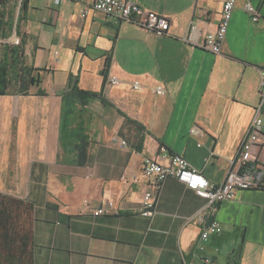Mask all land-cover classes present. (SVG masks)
<instances>
[{
	"label": "crops",
	"instance_id": "crops-1",
	"mask_svg": "<svg viewBox=\"0 0 264 264\" xmlns=\"http://www.w3.org/2000/svg\"><path fill=\"white\" fill-rule=\"evenodd\" d=\"M92 1H24L18 32L40 83L0 95V264H264V188L208 206L169 176L155 213L144 216L140 168L146 156L166 164L163 146L222 183L258 102L264 0L235 1L220 54L203 44L225 0H132L169 19L162 35L94 10L80 18ZM246 3L259 11L257 22ZM5 5L16 18L17 0ZM72 87L100 95L75 107L74 125L88 139L80 165L60 144L62 96ZM123 115L144 128L139 151ZM258 154L264 166V135ZM108 203L105 214L91 215ZM212 219L221 232L195 250Z\"/></svg>",
	"mask_w": 264,
	"mask_h": 264
},
{
	"label": "built area",
	"instance_id": "built-area-1",
	"mask_svg": "<svg viewBox=\"0 0 264 264\" xmlns=\"http://www.w3.org/2000/svg\"><path fill=\"white\" fill-rule=\"evenodd\" d=\"M45 2L57 6L64 0H44ZM236 0H225L222 3L220 17L217 28L214 32L205 36L203 48L207 51L220 54L222 42L225 38L228 23L232 15ZM22 0H17L18 7ZM245 11L251 16L253 22H257L260 14L256 7L250 3H246ZM4 7L0 4V13ZM88 10H94L103 13L111 18L116 24L121 26L125 23H133L143 27L149 32L162 35L166 34L170 25V21L165 16L154 11L144 10L132 0H94L84 6L80 12V18L86 16ZM16 20V18H15ZM194 26L190 25L183 40L191 41ZM3 41V40H0ZM10 44L17 45L20 42L19 37L15 34L8 38ZM116 79L110 77L107 79L108 84H113ZM138 87L137 84L133 85ZM156 93H161L162 89H155ZM264 106V67L259 68L258 83V102L254 107L251 121L247 127L245 135L241 140L236 154L231 161L230 168L220 184L209 182L202 174L201 170L193 167L190 163L179 154H170L161 146L160 153L167 158L166 164H161L153 157H144L141 162V173L147 179V184L143 193L141 203V214L144 216H152L156 210V202L159 192L162 188L164 180L169 177H175L187 189L192 190L207 199V205L213 203H221L234 197L239 189H256L262 185L264 175V166L259 160L258 151L261 146V137L264 135V119L262 110ZM198 130L192 129L191 133ZM122 145H126L124 140ZM111 203L103 204L91 210L92 216H98L107 212V207ZM216 208L212 207L214 211ZM221 232V226L215 219L205 223L202 226L201 233L196 243L195 250H201L203 244L213 234ZM205 263H209V259H203ZM183 264H191L183 260Z\"/></svg>",
	"mask_w": 264,
	"mask_h": 264
},
{
	"label": "trees",
	"instance_id": "trees-1",
	"mask_svg": "<svg viewBox=\"0 0 264 264\" xmlns=\"http://www.w3.org/2000/svg\"><path fill=\"white\" fill-rule=\"evenodd\" d=\"M22 0L16 16L11 6L6 8L7 0H1L4 10L0 13V95L8 92L16 91L25 93L29 86L40 83L38 70L26 64L23 55V38L19 35V21L21 11L24 7ZM19 37L20 42L17 45L10 44L8 38L11 32ZM100 98L97 93H91L72 87L71 90L62 96V110L60 121V144L63 149L69 148L72 154V162L75 164H83L87 158L88 139L84 129L75 124V107L85 106L90 100ZM124 116V126H133L138 131L136 139L132 142V146L136 150L142 149L144 128L140 123ZM258 188H264V184ZM1 215V213H0Z\"/></svg>",
	"mask_w": 264,
	"mask_h": 264
}]
</instances>
